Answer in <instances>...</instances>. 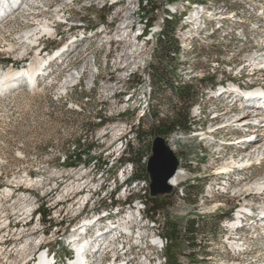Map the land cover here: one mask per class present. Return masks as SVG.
<instances>
[{"label": "rangeland", "instance_id": "1", "mask_svg": "<svg viewBox=\"0 0 264 264\" xmlns=\"http://www.w3.org/2000/svg\"><path fill=\"white\" fill-rule=\"evenodd\" d=\"M193 3L200 9L189 8L185 0L170 5L166 0H29L0 23V71L36 62L41 68L31 86L19 79L0 95V248L11 255L8 262L0 257V264H23L16 256L20 243L30 248L29 264H69L75 256L66 242L76 233L66 234L85 220L101 221L105 215L109 220L118 212L121 218L133 214L141 229L120 233L119 249L115 244L86 251L89 264L131 258L133 264H264V190L239 193L248 183L264 180V154L221 173L225 162L256 154L259 139L264 140L263 128L252 134L251 128L232 124L246 118L245 100H264V68L252 65L264 55V0ZM166 10L174 14L172 24L178 22V83L204 77L214 79L216 87L201 90L191 106L189 133L164 138L178 159L180 177L170 194L159 197L163 210L150 218L140 202L146 195L155 198L149 195L148 175L146 181L127 184L132 167L118 159L127 142L134 149L151 146L154 136L140 143L130 129L147 130L149 114L161 117L168 109L166 93L154 92L152 80L155 69L167 65L156 47ZM43 22L51 34L35 45L22 43L21 35ZM100 116L105 123L98 126ZM248 117L255 125L262 121ZM78 141L93 142L95 149L85 164L73 168L67 163ZM102 161L107 166L98 167ZM128 199L133 202L126 204ZM41 205L51 227L38 217ZM242 207L253 216L240 218L232 231L227 222L238 219ZM194 219L207 228L192 249L184 229ZM110 236L102 232L75 243L89 241L93 248L95 239ZM122 248L127 255H121Z\"/></svg>", "mask_w": 264, "mask_h": 264}, {"label": "trees", "instance_id": "2", "mask_svg": "<svg viewBox=\"0 0 264 264\" xmlns=\"http://www.w3.org/2000/svg\"><path fill=\"white\" fill-rule=\"evenodd\" d=\"M143 1V0H141ZM178 0H166L168 4L177 2ZM184 1V0H181ZM195 1V0H192ZM213 3H218L219 0H211ZM155 9V8H154ZM141 12L145 11L144 6H140ZM166 12V11H165ZM168 19L164 20L163 28L160 31V35L157 38L158 54L159 59L162 63H166V67L160 69H155L153 72V90L155 92L158 89L161 93H166L165 97L162 96L164 103L168 105L167 112L161 117L159 113L149 114L151 124L149 128L142 131L140 127H135L130 129V132L134 135L137 142H144L147 136H160L162 138H167L169 135L175 132L189 133L191 131V126L193 121L190 117L191 106L199 101L201 98V90L206 87L213 89L216 86V81L211 79L209 81L204 80L201 77L194 82H183L178 83L175 77V70L177 68V57L181 53L179 47L178 39L176 37V28L178 22L172 24V18L174 14ZM151 23H147L146 30L149 28ZM167 100V101H166ZM105 123V117L100 116L98 118L97 125H103ZM77 147L79 148L73 157L68 160V166L77 167L80 164H85L87 161L84 158H89V154L93 149H95V144L88 143L83 144L80 141L77 142ZM124 156L118 159L119 164H129L132 167L131 175L127 181V184L133 181H146V160L150 153V144L134 149L133 146L127 142L125 144ZM99 159L95 160L97 163ZM107 161H102L100 166H107ZM191 188V187H189ZM202 189L198 190L196 195L201 194ZM132 199H128L126 204L132 203ZM140 202L146 207V214L153 218L157 212L163 210L162 201L159 197L149 198L146 195L144 198L140 199ZM113 205L116 202L112 203ZM38 217L41 216L42 223H47L49 227L52 225L51 219L49 217V212H47L43 205H41L36 210ZM221 218V217H220ZM206 225L203 224V220H190L185 225L184 229V239L186 240L189 247L192 249L196 246V236L203 235L206 231Z\"/></svg>", "mask_w": 264, "mask_h": 264}, {"label": "bare ground", "instance_id": "3", "mask_svg": "<svg viewBox=\"0 0 264 264\" xmlns=\"http://www.w3.org/2000/svg\"><path fill=\"white\" fill-rule=\"evenodd\" d=\"M18 0H16V2L14 0H9V1H5V0H0V9L3 8L4 14L2 16H0V23L5 21L8 17H10V15L14 14V12H16L18 10V8L20 7L19 5L22 3L23 5H25L29 0H20L21 2H17ZM188 3V7L192 8L193 6H195L197 9H200L197 3H193L192 0H185ZM177 2H182L181 0H178ZM20 3V4H19ZM184 3V2H183ZM5 4V5H4ZM170 5V4H169ZM10 6V8H8ZM166 16L168 19L170 17V14H173L172 12L166 10ZM200 13V12H199ZM169 16V17H168ZM180 16L182 17V19L185 18V13L180 14ZM163 19V23H164ZM162 23V25H163ZM186 23H190V22H186ZM199 23H201L200 19H198V21L196 22V25H200ZM127 24H125V26L120 28V31L125 29L127 26ZM187 25V24H185ZM146 27V26H145ZM201 27V26H200ZM150 28V27H149ZM147 28V30L149 29ZM159 29V28H158ZM181 29V28H180ZM180 31V30H179ZM189 31V30H188ZM191 31V30H190ZM189 31V33H190ZM196 30H194L195 32ZM51 34V29L49 28V26L47 25L46 22H43L40 26L39 24L36 25V27H33L27 31H25V33L23 35H21V41L24 44L27 45H35L38 41V39L40 38V36L42 35H48ZM126 34V33H125ZM189 37V36H188ZM187 37V38H188ZM127 38V37H126ZM58 52V51H57ZM37 63V62H36ZM36 63L30 64L27 68H21V69H17L15 71H12V69L10 68L9 70H7L6 72L4 71H0V95H2L3 93L7 92L8 89H10L11 86H13L15 84L16 81H21L27 85L28 83H31V85L34 83V80L37 78V76L40 74L41 72V68L40 66H38ZM256 67H261L262 69L264 68V55L260 54L258 55V57L253 59V64ZM21 79V80H19ZM29 85V84H28ZM244 104H247L250 109H248L245 113L246 118L243 119H236L234 121H232V124L235 125H239L240 127H245V128H251L252 129V134H254L255 132H258L260 127L261 129H264V123H261L262 121L264 122V100L261 101H257L256 99H250V100H245ZM251 114L253 116H255V119H258L260 117V119L262 120L261 122H259L257 125H255L252 122V119L249 118L248 116H251ZM255 114V115H254ZM229 122V121H228ZM253 123V124H252ZM252 135H248V139H251ZM255 140L257 138H254ZM260 143V150H255V152H257L256 154L254 152H250V154L248 153V155H245L241 158H231L229 161L225 162L222 166H221V173H227L231 168L234 167H241L244 164H246L247 162H249L252 158H254L255 156L258 157L260 155L264 154V140L263 139H259ZM180 177V170H178V168L176 169L175 173L173 174V176L170 178L169 180V184L173 187H175L176 185H178V179ZM264 190V180H256V181H252L250 183H248L245 187H242L239 190V193H249V192H261ZM167 194H161L158 195V197L160 196H165ZM24 211V210H23ZM247 210L246 208L242 207L241 208V212H238L236 215L239 217L238 219L235 218L232 220H228L227 222V227L230 229H235L237 227V221L246 213ZM27 212V211H26ZM24 212V213H26ZM262 218H264V214L261 215ZM121 220V222H120ZM120 220H118V223L116 226H114L113 228L108 227V228H104V232L103 233H110L112 231H114L116 233V231H118L119 233H129V231L132 228L137 227L138 230L141 229V225L140 223L135 222L136 219L134 217L133 214H125L124 217H122ZM137 223V224H136ZM3 225V223H0V228ZM132 225V226H131ZM85 224H82L81 226L75 228V230L73 232H75L76 234H74L72 237H75L74 239H79L81 240V237H79V234L81 233V229L84 228ZM77 230V231H76ZM129 235V234H128ZM78 237V238H76ZM144 236H138L139 241H142ZM19 239H22V237H20ZM73 239V240H74ZM23 240V239H22ZM97 240V239H95ZM21 241V240H20ZM69 241H72L69 240ZM113 241V242H112ZM112 241H108V243L104 244V246H99L95 251L99 252L101 251V249L103 248V250L107 249V248H113L115 246V244H117L118 249L121 246L118 239H113ZM116 241V242H115ZM112 242V243H110ZM154 245H158V243H160L158 240H152L151 241ZM16 243V242H15ZM69 243V242H68ZM76 243L74 242V245ZM0 246H1V238H0ZM234 246H237V244L234 243ZM17 254L16 256L19 258H21V260L23 261V264H29L28 260L31 256V251L29 252L30 248H27L26 243L25 244H18L17 246ZM38 248V245L37 247ZM91 248V243H82L80 241H77V246H76V251L78 252H82L83 254H85L86 256L88 252H86V249H90ZM124 248H122L120 250V252L122 253V250ZM32 250V249H31ZM2 251V252H1ZM7 252L6 249L2 250V248H0V257H3V259H6V262H8V260H10L11 255L8 256V258L6 257ZM78 256V254H76ZM121 255H127V253H122ZM43 259V257H41ZM87 258V257H86ZM75 259V258H74ZM44 260V259H43ZM47 260V259H46ZM74 260H71L69 264H73ZM133 259H128L123 260V261H119V262H113L111 264H133ZM87 261H81L80 264H87ZM51 264V263H50ZM77 264V263H76ZM100 264V263H98Z\"/></svg>", "mask_w": 264, "mask_h": 264}, {"label": "water", "instance_id": "4", "mask_svg": "<svg viewBox=\"0 0 264 264\" xmlns=\"http://www.w3.org/2000/svg\"><path fill=\"white\" fill-rule=\"evenodd\" d=\"M151 155L146 162V172L149 177V195L158 197L170 194L172 186L168 183L178 168V159L166 144V140L155 136L150 146Z\"/></svg>", "mask_w": 264, "mask_h": 264}]
</instances>
